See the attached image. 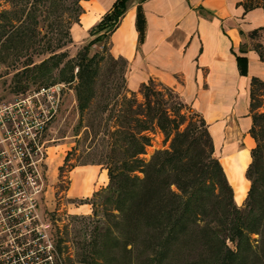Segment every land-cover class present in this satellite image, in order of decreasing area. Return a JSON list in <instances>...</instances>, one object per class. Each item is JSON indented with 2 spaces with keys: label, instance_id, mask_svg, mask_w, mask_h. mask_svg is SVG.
Segmentation results:
<instances>
[{
  "label": "trees",
  "instance_id": "obj_1",
  "mask_svg": "<svg viewBox=\"0 0 264 264\" xmlns=\"http://www.w3.org/2000/svg\"><path fill=\"white\" fill-rule=\"evenodd\" d=\"M8 1L11 8L0 11V61L13 55L20 62L19 82L33 76L41 83L71 85L84 136L90 131L97 136L96 162L107 169V184L95 191L103 219L79 247V260L219 264L232 254L231 264H264V79L250 78L248 131L255 145L245 169L250 185L238 204L205 119L173 88L151 77L139 85L142 100L127 86L128 61L111 53L110 34L128 0H114L72 56L66 46L73 42L70 26L79 20L80 0ZM252 5L244 3L245 9ZM263 32L264 25L248 35L259 38ZM93 44L98 46L92 50ZM253 46L264 59V45ZM157 130L170 137L169 146L145 157Z\"/></svg>",
  "mask_w": 264,
  "mask_h": 264
},
{
  "label": "crops",
  "instance_id": "obj_2",
  "mask_svg": "<svg viewBox=\"0 0 264 264\" xmlns=\"http://www.w3.org/2000/svg\"><path fill=\"white\" fill-rule=\"evenodd\" d=\"M113 2L80 0L82 12L72 28V39H89V27ZM245 2L253 5L245 9ZM262 25V0H128L110 34L111 53L128 61V87L135 90L151 77L173 88L205 119L220 162V156L230 154L225 149L234 150L229 156L244 182L240 172L247 163L244 175L255 145L248 131L250 78L256 75L264 79V59L253 46L257 41L264 45V32L259 38L250 37L248 32ZM236 154L239 166L234 162ZM222 166L236 192L240 185ZM107 179L106 169L100 171L96 164L76 165L70 193L87 195L94 182L105 185ZM245 183L249 188V182ZM246 193L235 201L240 203Z\"/></svg>",
  "mask_w": 264,
  "mask_h": 264
},
{
  "label": "rangeland",
  "instance_id": "obj_3",
  "mask_svg": "<svg viewBox=\"0 0 264 264\" xmlns=\"http://www.w3.org/2000/svg\"><path fill=\"white\" fill-rule=\"evenodd\" d=\"M10 8L11 2L0 0V11ZM77 22L71 23L70 33ZM87 40L82 42L73 40L66 46L68 54L74 55ZM97 46L93 44L91 49H96ZM38 57L42 55L35 56L36 59ZM12 58L13 55H10L6 61H0V105L25 97L24 99L30 101V105L28 102L24 106L21 105L23 111L26 107L33 108L31 105L35 104V101L46 98L42 93L32 94L37 87L54 84H60L61 87L58 92L57 107L52 116L34 130V122L31 123L27 119V123H23L24 131L27 129L35 131L31 137L34 138L37 147L32 153L30 165L26 164L18 151L10 148L11 138L3 139L5 161L3 168L0 169V238L2 239L0 264H36L40 261H45V264L46 262L47 264H86L79 260L77 252L89 239L94 225L103 219L99 203L101 196L96 195L95 191L105 186L108 179L105 185L94 182V189L87 195H73L70 193V187L73 168L76 165L96 164L100 171L106 169L101 163L96 162L99 140L97 136L92 137L91 131L88 136H84L85 127L79 123L75 92L68 82L55 80L41 83L33 76H23L19 82L15 72L20 62L13 61ZM76 70L75 67L74 72ZM53 72L56 77L58 69H54ZM138 88L135 89L136 96L138 100H142ZM51 93L49 90V94ZM164 97L169 98L167 91L164 92ZM47 99L45 102L48 104ZM260 109L264 108L260 106ZM42 111L48 113L46 108ZM31 112L35 114L33 115L35 121L42 119L37 106L34 112ZM87 116L89 113L86 114V118ZM19 128V132L23 133L21 126ZM4 131L6 132L5 129ZM151 135L153 144L148 146V152L143 154L145 157L156 148L169 146L170 137L167 138L164 132L157 130ZM68 152V160H66L65 156ZM216 154L218 155L217 152ZM223 157L220 156V159ZM9 158L12 159L11 162ZM84 161L87 163L83 164ZM234 162L239 166V154L234 156ZM246 164L244 163L241 169V175L245 182H248L244 177L245 173L243 175ZM237 188L236 192L234 190V199L240 201L248 188L246 191H243V187L237 186ZM74 189L75 186L72 185V190ZM243 200L237 203L242 204ZM19 214H23V217ZM39 240L41 245L36 246ZM230 247L235 249V245L231 242ZM39 253L47 256L40 259ZM233 257L232 254L228 255L219 264H231Z\"/></svg>",
  "mask_w": 264,
  "mask_h": 264
},
{
  "label": "built area",
  "instance_id": "obj_4",
  "mask_svg": "<svg viewBox=\"0 0 264 264\" xmlns=\"http://www.w3.org/2000/svg\"><path fill=\"white\" fill-rule=\"evenodd\" d=\"M61 85L60 84H54L51 86H40L37 87L32 91L33 95H38L42 93L45 99H47L48 104L45 102V99L43 98L42 101H35V104L31 105L33 108H25L23 111L21 110V105H26L25 103L30 101L24 99L25 97H19L15 102L6 103L0 105V169L3 168V162L4 159V153L5 149L3 148V139L4 137L11 138V149H15L18 151L20 156L25 160L27 165H30L32 163V153L35 152V140L33 137H31V134L35 131H24L23 123H27V119H29V122H34V129H37L40 123H43L46 119H48L50 116H52L53 112L56 110L57 102L59 100L58 92L60 90ZM49 90L52 92L49 94ZM21 99V100H20ZM27 104V105H28ZM30 105V104H29ZM45 105V106H42ZM39 109V112H41L40 116L42 117L41 120L35 121V114H33L31 111L34 112V109ZM44 108L47 109L48 113H44L42 110ZM38 111V110H37ZM36 111V112H37ZM5 112V114L3 113ZM43 112V113H42ZM41 125V124H40ZM19 126L22 128V132L19 131ZM6 130V132L4 131ZM10 162L12 161L11 158L8 159Z\"/></svg>",
  "mask_w": 264,
  "mask_h": 264
},
{
  "label": "bare ground",
  "instance_id": "obj_5",
  "mask_svg": "<svg viewBox=\"0 0 264 264\" xmlns=\"http://www.w3.org/2000/svg\"><path fill=\"white\" fill-rule=\"evenodd\" d=\"M224 152H229L230 154L224 156L221 159L222 164L226 167L229 177L232 179L234 183H238L240 187H243V191H246L247 184L241 179L238 170H236L231 162L230 156L233 154L234 150H227L225 149ZM245 162L248 161V157L245 156ZM241 173V172H240ZM242 176V175H241Z\"/></svg>",
  "mask_w": 264,
  "mask_h": 264
}]
</instances>
